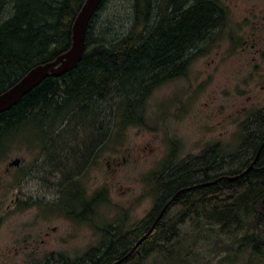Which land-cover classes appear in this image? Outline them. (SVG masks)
I'll return each instance as SVG.
<instances>
[{"label": "trees", "instance_id": "trees-1", "mask_svg": "<svg viewBox=\"0 0 264 264\" xmlns=\"http://www.w3.org/2000/svg\"><path fill=\"white\" fill-rule=\"evenodd\" d=\"M106 1H102L89 21L85 51L77 66L60 76L48 75L0 113V159L9 152L10 144L20 140L42 144L44 153L50 151V155L45 153V158H55V151V160L59 162L58 141L74 133L68 139L73 140L75 148H64L65 164L59 162L54 167L61 178L68 181L73 177V184L79 186L76 173L110 139L112 130L106 122L116 121L114 117L106 119L105 109L96 111L95 102H103L102 99L109 102L110 113L115 106L113 111L118 112L123 124L142 121L139 108L153 89L183 76L191 61L207 51L208 43L215 41L214 34L227 21L228 8L221 0H131L130 23L118 36L111 37L98 30L97 25L99 11ZM83 2L0 0V93L32 67L51 61L68 49L72 24ZM122 106L126 110L119 109ZM256 114L251 126L244 128L241 149L235 153L247 150L249 157L236 167L213 174L212 170L225 156L212 150L211 154L215 155L208 156L205 152L202 158L197 156L178 163H174L171 155L160 171L154 172V183L162 194L157 212L167 202L168 206L151 233L118 264L140 253L156 230L165 226L162 219L177 203L182 204L181 220L191 215L199 217L201 209L204 216L219 222L221 231L229 233L232 225L235 233L243 231L242 248L248 246L251 253L261 254L264 248V109ZM89 118V123L82 122ZM85 128L96 135L89 133L88 136ZM78 158L80 161L76 162ZM195 173L199 179L186 180ZM103 200L104 191H97L85 203L90 213L85 217L88 222L93 217L92 211ZM81 201L80 197L75 198V207L80 208ZM59 206L71 215L66 201L61 199ZM115 224L116 227L99 228L103 232L99 244L78 257L46 256L36 264H112L127 255L150 226L144 223L140 229L124 234L120 225Z\"/></svg>", "mask_w": 264, "mask_h": 264}, {"label": "rangeland", "instance_id": "rangeland-1", "mask_svg": "<svg viewBox=\"0 0 264 264\" xmlns=\"http://www.w3.org/2000/svg\"><path fill=\"white\" fill-rule=\"evenodd\" d=\"M221 2L228 8L227 21L214 34V44L191 61L184 77L153 89L139 108L142 121L123 124L115 106L110 113L109 102H95L96 111L105 109L106 119L116 121L106 122L110 139L75 176L88 196L105 193L90 222L47 203L56 198L45 186L55 182L56 171L46 172L53 169L49 160L56 158L55 151V158H45L50 151L45 154L42 144H10L0 159V264H36L51 249L72 259L99 244L101 227L118 223L124 234L140 229L161 205L153 174L171 155L178 163L202 158L205 152L215 155L211 151L216 150L225 157L217 159L221 164L213 174L249 157L247 150L235 153L241 149L244 128L264 109V55L257 52L264 48V0ZM130 7L131 0H107L99 11L98 30L118 36L130 23ZM71 135L62 137L56 148L63 164L64 148H75ZM13 158L20 162L10 167ZM199 178L195 173L186 180ZM181 206L172 205L162 219L165 226L122 264H264V248L260 255L242 248L243 231L235 233L233 225L229 233L221 231L219 222L201 209L199 217L181 220Z\"/></svg>", "mask_w": 264, "mask_h": 264}, {"label": "water", "instance_id": "water-1", "mask_svg": "<svg viewBox=\"0 0 264 264\" xmlns=\"http://www.w3.org/2000/svg\"><path fill=\"white\" fill-rule=\"evenodd\" d=\"M103 0H84L71 28V42L67 50L57 55L53 60L38 64L28 70L18 81L0 93V113L10 108L23 95L38 85L48 75L60 76L73 69L80 62L86 45V29L89 21ZM258 153L254 161L257 159ZM19 158H13L8 165L16 166ZM160 216V215H159ZM158 216V217H159ZM158 219V218H157ZM156 219V221H157ZM155 221V223H156ZM155 223L134 245L130 252L112 264L123 261L139 243L151 233Z\"/></svg>", "mask_w": 264, "mask_h": 264}, {"label": "flooded vegetation", "instance_id": "flooded-vegetation-1", "mask_svg": "<svg viewBox=\"0 0 264 264\" xmlns=\"http://www.w3.org/2000/svg\"><path fill=\"white\" fill-rule=\"evenodd\" d=\"M214 42L215 41H212V42L208 43V47L207 48L209 49L214 44ZM259 51H260V53H262L264 55V48L261 49V50L260 49L257 50V52H259ZM185 75H186V70H185L183 76H180V77H184ZM49 161L52 164H54V165H52L53 169H51V170L49 169L46 172H50L51 173V172H55L56 171L57 175L52 174V175L55 176V182H51L50 185L46 184L45 186H46V188L48 187L47 188L48 190L56 193V198H55V201H50V202L46 201V202L48 203V205H50V203H51V205L53 206L52 208H58V207L61 208V206H59V204H60V200L63 199L64 201L67 202V204H68L67 208H68V210H70L71 215L75 219H77V220H86L85 217L87 216V218H88L90 213L86 210L87 205L85 203L86 202L88 203L90 201L91 196L87 195V192H86V190L84 189L83 186H81V185L75 186V184H73L74 183V182H72L74 180L73 177H69L68 181L65 178H60L59 175H58L59 172L54 167V166L58 165L59 162L56 161L55 159H51ZM59 178H60V180H59ZM79 197L82 199L81 202H83V205L81 207L79 206L80 208L75 207V205H74L75 198H79ZM24 203H26V202H24ZM168 203L169 202L164 204V206L162 207V209L160 210L159 213L156 212L157 214L155 213L153 215V217H151V219H149V220H147L145 222V224L150 225L149 229L155 223L156 219L159 218L162 215V212H164V210L166 209V206H168ZM71 215L67 214V216H69V217H71ZM59 255H66V254L64 252H61L60 250H56V249H51V250H49L48 252H46L44 254V256H47V257H50V256L51 257H57Z\"/></svg>", "mask_w": 264, "mask_h": 264}]
</instances>
